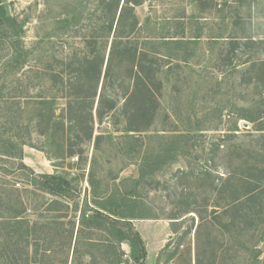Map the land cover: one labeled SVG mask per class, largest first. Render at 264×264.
Wrapping results in <instances>:
<instances>
[{"label": "rangeland", "instance_id": "rangeland-1", "mask_svg": "<svg viewBox=\"0 0 264 264\" xmlns=\"http://www.w3.org/2000/svg\"><path fill=\"white\" fill-rule=\"evenodd\" d=\"M0 1V86L6 83L0 135L5 140L16 134L11 124L16 107L5 98L18 77L6 67L13 56L10 42L23 43V51L36 49L26 60L31 67H26L23 80L28 96H56V114L64 115L66 99L47 75L64 70L75 54L79 58L88 52L85 43L98 21H107L108 9L100 8V0ZM134 12L139 23L135 37L142 48L154 52L159 65L152 119L142 117L140 100L124 109L122 90H110L112 84L132 88L129 64L116 59L106 100L116 94L120 103L101 121L95 107L92 121L76 111L70 143L77 135L82 140L89 130L92 138L77 142L73 155L50 158L55 146L32 128L33 148L24 146L22 152L30 172L16 170L12 159L0 156V182L9 180L7 188L20 193L23 218L47 224L42 234L32 236H7L8 230L0 227V264H27L23 260L32 255L34 245H39L38 264H63L66 256L68 264H93L87 244L106 232L86 238L83 231L71 262V222L76 229L80 211L95 209L92 194L102 197L118 187L121 196L140 176L135 200L143 206L131 212L156 218L130 220L146 248L145 258L136 264H155L169 240L161 264H264V0H144ZM66 19L71 28L64 33ZM145 40L154 45L145 46ZM73 92L86 93L77 88ZM132 114L138 118L126 123ZM29 117L24 114L21 124ZM29 173L66 177L68 197L58 199L65 208L48 206L54 198L33 186ZM15 206L20 208L14 198L1 194L0 221ZM55 221L62 225L54 226ZM123 222L118 228L128 232ZM157 241L161 248L155 253ZM121 249L135 264L133 246L124 241Z\"/></svg>", "mask_w": 264, "mask_h": 264}, {"label": "trees", "instance_id": "trees-1", "mask_svg": "<svg viewBox=\"0 0 264 264\" xmlns=\"http://www.w3.org/2000/svg\"><path fill=\"white\" fill-rule=\"evenodd\" d=\"M99 2L102 10L108 9V14L105 17L107 21H98L94 35L85 43L86 51L88 52L79 58L75 54L73 62L63 64L65 66L64 70L47 75L53 82V86L58 87V92L62 95L61 97L66 99V107L63 110L65 112L64 115L59 116L56 114V96L43 97L40 95L36 98L28 96V89L26 91L23 80L25 81V73H27L26 67L30 69L31 67L26 65V60L29 55L36 52V49L23 51L25 49L23 43H18V40L10 42L13 56L11 57L12 62L8 63L6 67L10 69V75L13 73L15 76L18 75V77H15L10 82L9 96H5V98L9 101L11 107H16V112L13 111L14 115L11 119L12 130H15L16 134L14 137L5 140H2L0 135V156L12 159L18 171L30 172V169L22 162V152L24 146L33 148L30 134L32 128L37 131L39 136L46 138V140H51L52 146H55V150L50 156L52 159H64L73 155L77 142L81 143L83 139L89 140L92 138V132L90 130L86 131L82 140L80 136H75V143L72 145L69 135L77 121L75 116L77 110L87 113L92 121L91 112L95 107L98 120L101 121L107 112H112L118 107L120 101H118L116 94L110 101L106 100L109 93L107 81L111 79L113 63L116 59L120 64H124V62L127 65L129 64L127 69L129 78H131L132 88L129 91L130 87L123 88L120 84H112L110 90L115 91V88L122 90L121 99L124 109H127L129 106L132 108L134 100H140L143 110L142 117L147 121L152 119V114L156 109L155 106L158 104L153 91L155 89L154 83L156 82L155 77L159 65L154 61V52L142 48L143 44H139L135 37L139 29V23L134 9L135 6L141 5L144 0H100ZM144 22L148 23L149 20L145 19ZM2 23L0 16V25ZM70 28L71 22L67 19L64 20V33ZM3 40L4 38L0 36V42ZM259 43L262 42L259 41ZM144 44L145 46L154 45L150 40H145ZM65 70L66 75H64ZM37 74L36 72L35 75ZM39 78H42V76ZM2 79H7V75ZM28 80H31V78ZM101 80L102 84L99 86ZM76 88L86 93L84 95L75 94L73 91ZM2 89H6V83L0 86V101L4 97L1 93ZM96 98H98L97 102H95ZM27 112L30 113L27 124H21L20 119ZM134 118L138 117L135 114L130 115V118L126 119V123L129 124ZM66 125L69 127L68 131L65 129ZM44 154L47 155V152L44 151ZM50 158L48 159L50 160ZM29 174L32 175V173ZM25 176L28 177V175ZM142 180L143 177L141 176L133 180L135 187L130 189V191L125 190L121 196L118 187L109 194L107 192L104 193L102 197L92 194L93 199H97L94 202L95 209L93 211L89 210V213L85 210L80 211L76 220L78 224L76 229L74 228L75 222H71L72 229L67 235L69 236L68 246L72 250L73 258L71 262L75 260L77 255L78 241L82 238L83 231L87 233L86 238H90L95 233L106 232V234L99 236L94 242H88L87 244V247L91 248V250L86 255L93 264L97 262L100 264H130L125 259V253L121 249V244L124 241L133 246L137 252L135 264L145 258L146 248L144 241L139 233L134 231L130 221L132 219L156 218L149 214L143 217L141 214H132L131 212V209L137 208L139 204L143 206V204L135 200L136 189H138ZM8 181L4 179L0 182L2 186L0 188L1 194L8 199L14 198L15 205L20 206V208L17 209L15 206L9 218L0 221V227L8 230L7 236L42 234L47 224L39 222L30 223L23 218L22 214L25 211V207L20 200V193L8 189ZM31 183L38 190L54 198L50 200L51 202L48 206L65 208L63 203L58 199L68 197L69 181L66 177L60 175L33 176ZM117 200L119 204H116ZM144 210L146 211V209ZM121 220L125 221L123 223L127 225L128 232H123L118 228ZM170 223L172 224V222ZM52 224L56 227L62 225L59 221L52 222ZM172 232L174 231L172 230ZM25 242L28 247V239ZM170 245L171 240L167 241L165 246L159 251L155 264H161L162 258L170 248ZM34 246L35 250L32 251V255L27 253L23 262L38 264L37 253L39 245ZM94 251L96 254L93 253ZM174 256L175 252L170 254L168 259H173ZM13 261L18 263L16 259ZM68 261L69 258L66 256L62 263L68 264Z\"/></svg>", "mask_w": 264, "mask_h": 264}, {"label": "crops", "instance_id": "crops-1", "mask_svg": "<svg viewBox=\"0 0 264 264\" xmlns=\"http://www.w3.org/2000/svg\"><path fill=\"white\" fill-rule=\"evenodd\" d=\"M134 225H136V224H134ZM142 236H143V234H142ZM156 238H157V236H156ZM160 248H161V246H159V242L157 241V244H156V247H155V253L157 251H159Z\"/></svg>", "mask_w": 264, "mask_h": 264}, {"label": "built area", "instance_id": "built-area-1", "mask_svg": "<svg viewBox=\"0 0 264 264\" xmlns=\"http://www.w3.org/2000/svg\"><path fill=\"white\" fill-rule=\"evenodd\" d=\"M75 161H76L75 158H72V159H71V162H72V163H74ZM16 186L18 187L19 185L17 184Z\"/></svg>", "mask_w": 264, "mask_h": 264}, {"label": "water", "instance_id": "water-1", "mask_svg": "<svg viewBox=\"0 0 264 264\" xmlns=\"http://www.w3.org/2000/svg\"><path fill=\"white\" fill-rule=\"evenodd\" d=\"M0 4H1V1H0Z\"/></svg>", "mask_w": 264, "mask_h": 264}]
</instances>
